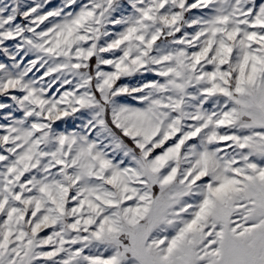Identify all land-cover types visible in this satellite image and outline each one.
I'll return each mask as SVG.
<instances>
[{
    "label": "snow or ice",
    "instance_id": "6c2138e0",
    "mask_svg": "<svg viewBox=\"0 0 264 264\" xmlns=\"http://www.w3.org/2000/svg\"><path fill=\"white\" fill-rule=\"evenodd\" d=\"M51 5L0 0V264H264V0Z\"/></svg>",
    "mask_w": 264,
    "mask_h": 264
},
{
    "label": "rangeland",
    "instance_id": "374dc122",
    "mask_svg": "<svg viewBox=\"0 0 264 264\" xmlns=\"http://www.w3.org/2000/svg\"><path fill=\"white\" fill-rule=\"evenodd\" d=\"M258 2H259V0H258ZM59 3H60V0H52V5L51 6H56ZM9 43H11V42H9Z\"/></svg>",
    "mask_w": 264,
    "mask_h": 264
}]
</instances>
